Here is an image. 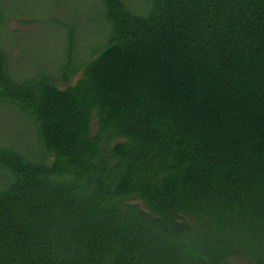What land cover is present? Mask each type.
I'll use <instances>...</instances> for the list:
<instances>
[{"label": "trees", "instance_id": "obj_1", "mask_svg": "<svg viewBox=\"0 0 264 264\" xmlns=\"http://www.w3.org/2000/svg\"><path fill=\"white\" fill-rule=\"evenodd\" d=\"M101 2L74 83V26L63 87L0 47V103L52 159L0 147V264H264V0Z\"/></svg>", "mask_w": 264, "mask_h": 264}, {"label": "rangeland", "instance_id": "obj_2", "mask_svg": "<svg viewBox=\"0 0 264 264\" xmlns=\"http://www.w3.org/2000/svg\"><path fill=\"white\" fill-rule=\"evenodd\" d=\"M123 1L140 14L154 4V0ZM0 4L4 12L0 47L8 54L11 73L19 80L45 70L64 86L61 69L70 26L76 28L74 61L79 70L72 77L73 83L109 39L101 0H0ZM92 130L96 132V122ZM0 147H12L32 161L52 160L44 152L31 118L4 103H0ZM229 264L247 263L232 260Z\"/></svg>", "mask_w": 264, "mask_h": 264}]
</instances>
